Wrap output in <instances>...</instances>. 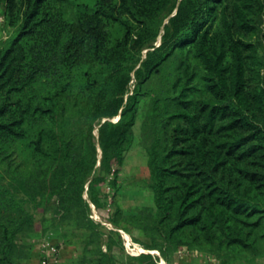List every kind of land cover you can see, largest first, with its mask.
Returning a JSON list of instances; mask_svg holds the SVG:
<instances>
[{"label":"trees","instance_id":"1","mask_svg":"<svg viewBox=\"0 0 264 264\" xmlns=\"http://www.w3.org/2000/svg\"><path fill=\"white\" fill-rule=\"evenodd\" d=\"M0 15V264L27 256L38 221L79 232V264L115 248L161 264L125 253L119 228L166 260L264 264V0H0ZM140 112L153 203L128 213Z\"/></svg>","mask_w":264,"mask_h":264},{"label":"rangeland","instance_id":"2","mask_svg":"<svg viewBox=\"0 0 264 264\" xmlns=\"http://www.w3.org/2000/svg\"><path fill=\"white\" fill-rule=\"evenodd\" d=\"M93 0H66V2L73 8L74 11L87 12L88 7ZM12 29L7 28L3 24L2 16L0 15V45L5 46L9 39L13 36ZM142 120V112L139 113L137 122L135 124V140L132 146L126 151L122 169L119 173L120 188L118 192V200L123 209L126 212H132L135 208L142 204H152V194L147 185L148 168L146 164V152L145 146L140 136V125ZM97 218H101L99 214L95 212ZM104 222V221H103ZM106 223V222H104ZM109 224V223H106ZM44 224H40L38 221L37 227L29 232L28 236L23 237V244L27 252V256L22 258L20 262L27 258H36V248L39 247L38 236L42 234L46 229ZM111 226V225H109ZM56 236L53 237V241L57 242V239L62 235L66 239L67 249L65 258L71 261V264H79L80 259L84 260V253L82 251V238H80L79 232L74 231L70 225H63L59 230L56 229ZM119 231L123 237V244L125 253L131 255H138L141 252H151L159 256V262L161 264H217L214 256L195 249H187L181 247L170 253L169 259H164L157 249H148L142 245L134 243L131 235L124 229L119 228ZM39 249V248H38ZM115 248V264H127L125 256L116 251ZM40 259V256H39ZM61 260V253H60ZM19 262V263H20ZM18 263V264H19ZM40 264V263H39Z\"/></svg>","mask_w":264,"mask_h":264},{"label":"built area","instance_id":"3","mask_svg":"<svg viewBox=\"0 0 264 264\" xmlns=\"http://www.w3.org/2000/svg\"><path fill=\"white\" fill-rule=\"evenodd\" d=\"M40 264H59L60 263V244L53 241L51 231L46 232L39 239Z\"/></svg>","mask_w":264,"mask_h":264},{"label":"crops","instance_id":"4","mask_svg":"<svg viewBox=\"0 0 264 264\" xmlns=\"http://www.w3.org/2000/svg\"><path fill=\"white\" fill-rule=\"evenodd\" d=\"M58 242L60 243V253H61V260L59 264H71V261H69V259L65 258V252L67 249V245L65 242H61V239H57ZM39 247L36 248V253H37V257L36 258H27V259H23L19 264H39V256H40V249H38Z\"/></svg>","mask_w":264,"mask_h":264},{"label":"water","instance_id":"5","mask_svg":"<svg viewBox=\"0 0 264 264\" xmlns=\"http://www.w3.org/2000/svg\"><path fill=\"white\" fill-rule=\"evenodd\" d=\"M118 118H119V115L116 116L114 119L117 120ZM103 120H105V119H103ZM96 134L98 135V130L97 129H96Z\"/></svg>","mask_w":264,"mask_h":264}]
</instances>
